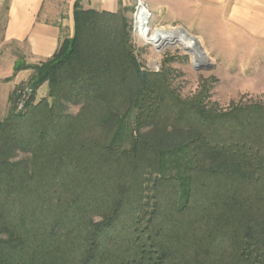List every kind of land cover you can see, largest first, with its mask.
Wrapping results in <instances>:
<instances>
[{
	"label": "trees",
	"instance_id": "obj_1",
	"mask_svg": "<svg viewBox=\"0 0 264 264\" xmlns=\"http://www.w3.org/2000/svg\"><path fill=\"white\" fill-rule=\"evenodd\" d=\"M79 1L52 57L14 67L32 92L0 118V264H264V102L221 107L214 77L183 96L126 7Z\"/></svg>",
	"mask_w": 264,
	"mask_h": 264
},
{
	"label": "rangeland",
	"instance_id": "obj_2",
	"mask_svg": "<svg viewBox=\"0 0 264 264\" xmlns=\"http://www.w3.org/2000/svg\"><path fill=\"white\" fill-rule=\"evenodd\" d=\"M120 1L121 3L118 0L119 8H127L126 17L133 26V14L138 6V0ZM142 1L151 13L148 24L150 31L146 33L147 36L157 29L168 31L181 28L195 38L204 53V62L200 63L211 66L210 69H199L201 64H194L191 51L182 45L169 43L161 49H156L153 43L145 40L146 35L141 37L132 30L131 40L135 54L144 68L158 71L164 59L172 56L174 60L167 65L174 70V85L183 96L193 94L202 78L214 77L216 80L212 83L211 97L221 107L226 108L232 102L241 99L264 102V41L250 39L237 29L227 27L222 18L225 12L222 7L225 3H221L220 0H181L177 6L171 0ZM8 2L9 0H0V68L6 75L12 67V74H8L4 82L15 77L16 65H28L29 62L23 56L25 49L21 45L3 39ZM29 71L33 73L32 69ZM30 76H26L14 88L18 86L23 90L28 87ZM12 91L10 95L13 94L14 99L19 90L13 93ZM46 91V85L40 87L35 94V101L44 97ZM10 107L11 102L8 101L4 116ZM71 111L76 112V108H72Z\"/></svg>",
	"mask_w": 264,
	"mask_h": 264
},
{
	"label": "crops",
	"instance_id": "obj_3",
	"mask_svg": "<svg viewBox=\"0 0 264 264\" xmlns=\"http://www.w3.org/2000/svg\"><path fill=\"white\" fill-rule=\"evenodd\" d=\"M76 0H9L3 28L4 41L21 45L28 65L39 64L52 57L60 41L69 37L73 27V4ZM177 6L181 0H171ZM119 2H121L119 0ZM224 4L225 25L246 37L264 41V0H220ZM83 8L116 12L118 0H80ZM23 69L4 82L6 75L0 68V118L6 112L14 86L30 76Z\"/></svg>",
	"mask_w": 264,
	"mask_h": 264
},
{
	"label": "bare ground",
	"instance_id": "obj_4",
	"mask_svg": "<svg viewBox=\"0 0 264 264\" xmlns=\"http://www.w3.org/2000/svg\"><path fill=\"white\" fill-rule=\"evenodd\" d=\"M147 13L143 8H140L138 21L136 22L141 35H146L149 31L144 30V24L146 22ZM145 40L149 43H153L156 49H161L165 44H180L183 48L191 51L193 56V63L199 64L204 62V53L200 50V47L195 41V38L188 35L181 28H173L172 30L157 29L152 34L146 35ZM201 64V63H200ZM203 65V64H201Z\"/></svg>",
	"mask_w": 264,
	"mask_h": 264
},
{
	"label": "built area",
	"instance_id": "obj_5",
	"mask_svg": "<svg viewBox=\"0 0 264 264\" xmlns=\"http://www.w3.org/2000/svg\"><path fill=\"white\" fill-rule=\"evenodd\" d=\"M140 8H143L147 13V18L145 19L146 22L144 24V30L145 31H148V30L150 31L148 24H149V19L151 18V13L148 10L145 3L142 0H138V6L136 7V10L133 14L132 30H133V32L135 31L138 35L141 36L139 28L137 27V24H136V22L138 21V15H139ZM31 92L32 91H31L30 87H26L23 90L18 91V95H17V99H16V111H21L24 108L26 102L28 101V99L31 96Z\"/></svg>",
	"mask_w": 264,
	"mask_h": 264
},
{
	"label": "water",
	"instance_id": "obj_6",
	"mask_svg": "<svg viewBox=\"0 0 264 264\" xmlns=\"http://www.w3.org/2000/svg\"><path fill=\"white\" fill-rule=\"evenodd\" d=\"M210 64H203V65H201V67H199V69L201 68H204V69H210Z\"/></svg>",
	"mask_w": 264,
	"mask_h": 264
}]
</instances>
